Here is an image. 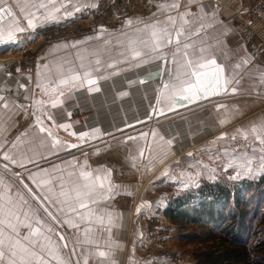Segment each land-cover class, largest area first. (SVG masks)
Here are the masks:
<instances>
[{"label": "crops", "instance_id": "0c3cea01", "mask_svg": "<svg viewBox=\"0 0 264 264\" xmlns=\"http://www.w3.org/2000/svg\"><path fill=\"white\" fill-rule=\"evenodd\" d=\"M96 1L63 0L65 6L53 13L54 19L45 20L41 15L35 23L63 19ZM126 1L128 15L118 28L101 27L48 43L39 50L32 72L14 71L11 64L0 63V142H8L0 149V161L8 163L2 160L4 152L20 133H26L10 154L25 152L34 156L39 168L49 170L42 180L37 177L44 191L47 186L43 181L51 175H63L67 181L73 172L77 178L80 172L89 173L81 182L97 185L94 198L98 202L89 203L88 210L79 209L75 193H70L73 206L85 217L80 220L67 211V205L43 199L44 191L28 179L29 171L38 170L36 164L9 167L13 173H21L24 183L40 197L39 202L28 195L20 178L0 164V177L13 185V191L23 192L46 226L54 229L52 239L60 245L58 255L64 264H183L179 252L172 260L166 254H148L141 247L150 233H166L165 220L177 223L164 215L170 199L190 191L199 193L222 175L233 180H264L258 163L262 146L256 139V135L264 136V42L242 20L247 0ZM24 4L25 0H8L25 31H14L12 41L5 32L0 59L39 46V37L26 34V13L20 12ZM172 4L178 7H170ZM169 17L175 24L165 23ZM9 23L11 18L3 26ZM156 24L157 33L165 27L171 30L172 42L165 41L152 50L156 38L148 26ZM180 28L198 34L186 31L177 38L175 32ZM18 34H23L22 39L18 40ZM141 38L148 40L147 49L139 42ZM136 51L141 56H135ZM185 52L214 59L222 68V87L216 94L182 98L189 95L181 83L189 77L183 73L191 71L186 67ZM74 75L79 78L72 81ZM190 78L195 83V78ZM88 79L95 81L91 87L99 91L89 92ZM32 99L39 101L38 109L48 126L33 116ZM24 118L27 120L20 124ZM40 126L46 128L44 133L39 132ZM94 129H99L96 136L80 139L82 133ZM29 147L33 151H28ZM245 154L257 158L251 174L239 167ZM54 165L59 170L53 172ZM97 175L103 178V188ZM69 189L66 183L65 190ZM4 190L0 185V191ZM89 210L94 211L90 214ZM66 219L79 227L65 223ZM156 220L160 227L148 230ZM176 229V225L169 227V233L174 246L182 251V233ZM56 232L66 240L60 241ZM100 251L105 257L98 255Z\"/></svg>", "mask_w": 264, "mask_h": 264}, {"label": "snow or ice", "instance_id": "6c2138e0", "mask_svg": "<svg viewBox=\"0 0 264 264\" xmlns=\"http://www.w3.org/2000/svg\"><path fill=\"white\" fill-rule=\"evenodd\" d=\"M64 6L63 0H25L24 6L20 7V12L26 13L27 28L35 29L37 26L35 21L39 19L41 15L45 20L54 19L55 16L53 13L59 12ZM170 7L175 8L178 7V5L172 4ZM79 10V8L76 9V11ZM68 15H71V13ZM184 15H187V13ZM8 18H11V23L4 27V22ZM165 23L168 25L175 24V19L173 17H169ZM185 23H187V21H185ZM148 27L152 29V37L156 38L152 50L163 46L165 41L168 43L172 42V32L169 28L165 27L160 33H157L155 29L159 27V24ZM14 31L24 32L25 29L19 26V21L15 17L12 8L8 5V0H0V43L5 42V32L7 39L12 41ZM186 31H188V35L198 34V32L192 33L190 30L180 28L176 30L175 36L179 38L180 36L185 35ZM139 42L145 49L149 47L147 39L141 38ZM188 47V44L184 45L185 49H188ZM135 56H141V52L136 51ZM185 59L187 61L186 67L191 71L190 73H183L185 77H189L188 79L181 81L182 85H186L183 90L189 93V95L182 98L192 99L197 95L207 96L209 93L216 94L222 87L220 82V72L222 71V68L216 65V61L214 59H204L203 57L197 56L195 53L189 54L187 52H185ZM97 63H99V61H97ZM109 67H111V65H109ZM87 75L88 74L85 73V76ZM190 77L195 78V83L192 82ZM78 78V76L74 75L71 77V80L75 81ZM64 82L65 81H61V83ZM87 83L90 86L88 89L89 92L99 91V88L91 87V85L95 84L94 80L88 79ZM233 91H235V89H233ZM2 103L3 98L0 97V104ZM4 106L7 107L6 104H4ZM52 106L55 107L56 104L53 103ZM38 123L40 122L38 121ZM60 127L67 126L61 125ZM45 131L46 128L44 126L39 127L40 133H44ZM256 131L257 130L255 128L252 129L253 133ZM98 133L99 129H94L90 133H82L80 135V139L83 140L87 136H96ZM25 135L26 133H20V135L12 141L11 148L4 152L2 160L8 163H5L3 168L13 177L20 178V184L23 185V188L27 191L28 195L32 196L33 200L39 202L40 197L34 195L28 184L24 183V180L21 178V173H13L9 167V165H16L20 168H26V164H36L38 166V161L34 158V156H28L25 152H19L17 155L10 154L13 149H17L19 147L21 138ZM49 135H51V133H49ZM220 139H223V136L220 137ZM233 139H235V137H233ZM256 139L262 146L259 149L261 155L258 158V163L261 170L264 171V136L256 135ZM7 143V140L0 142V149H4ZM167 143L171 144V141H167ZM70 147H76V145H70ZM256 150L257 149L254 147L253 152ZM28 151H33V149L29 147ZM189 155H191V153H189ZM225 155H227V149L225 150ZM245 156V162L239 165V167L251 174V172L254 171L253 163L257 160V158L254 156H247V154H245ZM233 163H235V161H233ZM228 166H231V164ZM57 170H59V166L54 165L52 171L54 172ZM48 173V169L39 168L38 166V170L36 172L29 171L28 179L33 181L37 187H40L41 190L44 191L41 180L43 174ZM89 175L90 174L87 172H80L79 177L77 178L74 172L69 173L67 181L63 175H51L48 181H43V184L47 186V191H44L43 199L49 201L50 203L67 205L68 212L76 213V216L80 220H84V215L78 211L77 207L73 206L72 196L70 193H75V203L78 205L79 209L88 210L89 203H97V199L94 198L97 185L95 183L81 182L82 180L86 181ZM37 177H41V180H38ZM102 179L103 178L99 175L96 176V180L101 181L99 184L100 188L104 187ZM66 183L70 185L69 190H65ZM0 185H3L5 189L4 191H0V264H51L52 260H55L56 264H64V261L58 255L60 245L56 244V242L52 239L54 229L51 225L46 226V221L39 216L38 210L33 207L32 203L25 197L23 192L19 189L13 191V185L6 182L2 177H0ZM189 186L190 185L188 184L184 185V187ZM56 188L59 189V192L55 190ZM41 207L44 208V212L47 213L49 217H52V213L49 212L47 207H44L43 204H41ZM57 210L65 211L64 208H58ZM93 211L94 210H89V213L91 214ZM64 222L70 224L74 228L79 227L70 219H66ZM100 222L103 223V218H101ZM55 235L59 237L60 241L66 240V237L59 232H56ZM67 246L68 245L66 243L63 245L65 248ZM98 255L100 257H105L106 253L104 251H100Z\"/></svg>", "mask_w": 264, "mask_h": 264}, {"label": "rangeland", "instance_id": "374dc122", "mask_svg": "<svg viewBox=\"0 0 264 264\" xmlns=\"http://www.w3.org/2000/svg\"><path fill=\"white\" fill-rule=\"evenodd\" d=\"M243 8L250 9L253 15L261 18L264 22V0H247ZM41 41L42 39H40V43ZM40 43L38 45H40ZM44 46H38L36 59L38 57L39 50ZM34 49L36 48L29 47V49L25 50V52L23 51L19 55H9L4 59L10 62L8 64H16L17 62L27 60ZM228 178V176L222 175L214 182L220 181L230 184L234 181L233 179ZM233 199L234 198L232 197L228 208L226 207L223 212L222 205L219 206L215 203L216 205L212 208V215H215L214 213L216 211L220 214H223L224 212L227 213L226 222L231 224V228L222 226L221 224L216 226L211 222H207L206 220L211 217L210 215L204 220L200 219V212H204L202 208H200V212H194L192 215L193 218H195L194 221L190 222L181 217L177 223L165 220L164 225L167 226L166 233L163 234L161 232L162 235L158 234V239H155V243H153L154 245L148 244V240L146 238L142 240L144 242V244L142 242L141 246L142 251L144 250L148 254H166L172 260H174L176 252H179L181 254L183 264H264V202L257 216V224L255 225L254 222L251 237L245 241L244 244L239 245L232 237H234L235 233V230L233 229L236 228L235 224L238 222L237 215L235 214H238V211L243 209V207L241 206L236 208ZM154 222L152 225H149L150 228H148V230L151 229L152 231L160 227L157 220ZM174 225L177 227L176 230H179V232L182 233V236H180L182 251H180L178 247L174 246V242H172L174 237H171V233H169V227H174ZM159 235H161L162 238H160ZM231 235L232 237H230ZM243 235L245 234L243 233Z\"/></svg>", "mask_w": 264, "mask_h": 264}, {"label": "trees", "instance_id": "16d2710c", "mask_svg": "<svg viewBox=\"0 0 264 264\" xmlns=\"http://www.w3.org/2000/svg\"><path fill=\"white\" fill-rule=\"evenodd\" d=\"M263 185L264 180L261 178L258 180H234L230 184L220 181L209 183L208 185L205 184L204 189H200L199 193H192L190 191L187 195L170 199L164 209V215L171 220H179L181 217L191 222L195 219L192 216L193 213L200 212L199 209L202 208L204 212H200V219L204 220L210 215L211 217L206 220L207 222H211L216 226L221 224L222 226L231 228V224L226 222L227 213L220 214L216 211L215 215H212V208L218 204L219 206L222 205V212L225 211V208H228L233 197L235 207L242 206L243 209H240L239 213L235 214L237 215L238 222L235 224L236 228L233 229L235 230L234 237L232 235L230 237L236 243L242 245L251 237L254 222L255 225L258 222L257 216L264 202Z\"/></svg>", "mask_w": 264, "mask_h": 264}, {"label": "built area", "instance_id": "2783aa9c", "mask_svg": "<svg viewBox=\"0 0 264 264\" xmlns=\"http://www.w3.org/2000/svg\"><path fill=\"white\" fill-rule=\"evenodd\" d=\"M243 22L264 42V22L261 18L253 15L250 9L245 8L241 12ZM128 15L126 0H97L94 5L85 6L79 11H74L71 15L63 19L39 24L35 29H27V36L39 37L42 39L39 47L53 41L67 39L70 37L81 36L85 33L94 31L101 27L118 28ZM18 40L22 39L23 34H18ZM36 51L29 55L25 61L11 64L14 71L23 69L26 72H32L36 67ZM0 62L8 64L6 59H0ZM27 120L24 118L20 124ZM158 232H152L146 239L148 244L154 245L155 239H158ZM162 238L161 235H159Z\"/></svg>", "mask_w": 264, "mask_h": 264}, {"label": "water", "instance_id": "95a60500", "mask_svg": "<svg viewBox=\"0 0 264 264\" xmlns=\"http://www.w3.org/2000/svg\"><path fill=\"white\" fill-rule=\"evenodd\" d=\"M164 65V60H162V66ZM17 71V70H16ZM38 105H39V101L38 100H34L32 99L30 102V110L33 113V116L35 117V119L37 121H39L40 123L48 126V124L45 121V118L43 117L42 113L40 112V110L38 109ZM1 165H4V163H2L0 161Z\"/></svg>", "mask_w": 264, "mask_h": 264}, {"label": "bare ground", "instance_id": "6f19581e", "mask_svg": "<svg viewBox=\"0 0 264 264\" xmlns=\"http://www.w3.org/2000/svg\"><path fill=\"white\" fill-rule=\"evenodd\" d=\"M0 63H2V62H0Z\"/></svg>", "mask_w": 264, "mask_h": 264}]
</instances>
